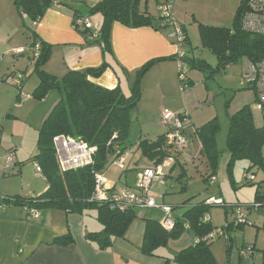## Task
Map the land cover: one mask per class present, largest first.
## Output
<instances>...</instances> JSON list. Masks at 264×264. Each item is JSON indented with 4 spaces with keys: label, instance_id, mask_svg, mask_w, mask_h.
<instances>
[{
    "label": "crops",
    "instance_id": "obj_1",
    "mask_svg": "<svg viewBox=\"0 0 264 264\" xmlns=\"http://www.w3.org/2000/svg\"><path fill=\"white\" fill-rule=\"evenodd\" d=\"M59 1L61 4H55L46 10L40 20L29 21L14 1L0 0V80L14 71L27 76L22 83L26 99L21 102L14 100L7 91L0 92V97L5 94L10 98V104L5 112L7 114L0 120V151L4 152L0 156L2 168L0 173L2 175V170L6 166L8 152L13 151L14 163L10 176H15L14 183H20L19 189L6 192L10 193L8 195L1 193L0 195L35 199L48 189L44 176L35 172L32 163H26L36 153L38 132L60 98L57 91H50L41 100L34 98L38 78L32 74L34 60L31 45L38 40L51 49L50 59L42 68L45 73L61 78L68 71L96 69L105 61L115 68V72L108 68L101 77L90 79L91 82L107 90L119 87L125 96L129 94L135 79L130 77L133 79L129 82L128 74L133 75L145 64L161 59L153 63L140 80V97L131 113L132 122L127 140L132 136L134 138L120 155L123 159V168L119 169L110 162L101 173L108 194L134 189L138 173L157 166L149 161L142 163L145 162V158L141 155L139 157L138 142L152 141L168 132V128L161 121L163 111L185 114L187 118L184 136L189 132V136L198 141V145H195V155L187 154L188 145L187 149L180 153L171 152L172 166L164 169L166 178L153 188V197L157 204L172 208L174 219L182 216L187 209L201 202L205 203L208 198L206 191L203 200L197 201V195L193 191L195 189L192 190L190 186L198 182L191 181L194 177L199 178L204 190L206 186L211 185L210 182H203V176L208 170L204 165L205 161L198 156L201 145L196 129L213 118L220 122L221 103L219 107L217 95L208 87L206 81L209 77L208 71L201 70L197 65L198 61L204 63L207 61L202 58H189L184 48L188 44L191 31H197L199 34L200 26L217 29L218 24L215 23L222 16V12L230 7L236 13L241 0H175L171 17L181 26L186 37L185 46L183 45L186 80L183 83L178 80L175 61L177 49L174 41L169 38L172 29L158 18L157 8L163 0H139L140 10L148 12L154 18L151 26L128 28L114 23L110 31L111 52L105 55L90 39L91 32L99 33L103 18L100 14L88 13L89 8L102 0ZM14 12H17V15ZM78 17L88 19L92 29L87 31L83 27L74 28V19ZM19 49L24 52L15 54ZM251 106L252 104L249 106L250 109ZM16 122L23 127H20L21 129L15 127ZM128 148L136 150L135 154H131L132 150ZM185 158L191 159V162L187 159L190 162L187 163ZM31 165L36 179H33V176L28 178V175H31ZM188 166H191L193 171L188 173L186 171ZM176 168H180L182 173L174 180L172 174ZM23 184L25 190L21 187ZM255 194L254 202L264 205L262 200L264 197L258 201L255 200ZM192 198L194 200L190 201ZM257 212L260 213V209ZM38 213V218H32L28 210L20 206L0 208V264H164L166 260L167 264H180L172 260L173 256L192 247L196 241L190 232H184L178 239L168 241L165 248L157 250L155 257L143 255L140 249L144 241L146 220L155 221L161 227L164 214L156 209L135 208L137 218L130 224L124 238L115 239L110 248L102 251L85 238L87 234L102 229L95 210L89 211V218H86L84 211L71 214L56 209H41ZM225 230L228 239L227 243H224L226 240L223 239L222 246L225 248L227 258L220 259L218 252L216 253L213 248L219 240L210 246L216 264H264V257L255 260L253 254L249 260L241 258L240 251L245 246L251 245L255 249V244L249 242L237 249L238 256L235 261L232 257L229 259L228 254L233 246V238L229 234L232 231L231 225ZM66 237H70L71 242L61 243L60 240L65 242L63 239Z\"/></svg>",
    "mask_w": 264,
    "mask_h": 264
},
{
    "label": "trees",
    "instance_id": "obj_2",
    "mask_svg": "<svg viewBox=\"0 0 264 264\" xmlns=\"http://www.w3.org/2000/svg\"><path fill=\"white\" fill-rule=\"evenodd\" d=\"M15 3L29 21L40 20L46 10L55 4H61L59 0H15ZM138 3L139 0H102L88 9L89 15L100 14L103 18L101 29L92 42L100 48L103 55L111 52L110 31L114 23L128 28L152 25L154 18L148 12L140 10ZM242 4L243 0L236 11L233 32L229 31L226 34L227 31L223 29L218 32L214 28L199 27L201 41L214 52L218 68L216 71L234 62L241 54L247 56L250 64L258 63L264 57V37L249 34L240 28ZM35 43L39 45V55L33 59L32 74L38 78L34 98L41 100L50 91H57L60 95L59 101L38 132L36 153L30 159L34 166L40 167L48 189L35 199L0 195V208L20 206L37 212L41 209H56L71 214L95 210L102 229L87 234L85 238L98 250H106L111 247L115 239L124 238L130 224L137 216L134 207L119 211L111 205L110 196L99 203L91 202L94 174L101 173L108 163L120 156L127 148L125 142L132 122L131 113L140 97V80L146 70L161 59L145 64L135 73L130 92L125 96L119 87L107 90L91 82L90 79L101 77L108 68L115 72V68L105 61L96 69L68 71L61 78L45 73L42 68L50 59L51 49L38 40H35L31 47ZM197 65L201 70L208 69V65L203 61H198ZM220 131L221 126L216 118L196 129L201 145L198 156L205 161L204 165L208 170L203 176L205 183H211L212 179L215 181L220 156L216 140ZM57 136L80 140L96 148L92 163L83 168L62 170L53 146V139ZM113 136L115 139L111 140ZM165 139L166 134L152 141L141 140L137 144V149L143 158L154 165H159L171 155V152L175 153ZM224 150L229 156L226 166L229 179L232 165L236 161H246L249 164L246 172L253 167L264 171V124L261 127L255 126L249 106H244L235 114L228 115ZM11 172L12 167L6 174L2 173V176H9ZM245 184L249 185L248 181ZM258 187L256 186V200L261 199ZM208 208L209 205L201 202L187 209L182 216L173 218L174 228L171 232L164 231L155 221L146 220L141 253L155 257V252L165 248L168 241L178 239L184 232H190L196 238L195 244L175 254L172 260L180 264H216L210 250L216 239L207 238L215 230L207 215ZM206 216L208 219L205 220ZM61 240V243L71 242L70 237L63 239L65 242ZM167 263L168 260L164 262Z\"/></svg>",
    "mask_w": 264,
    "mask_h": 264
},
{
    "label": "rangeland",
    "instance_id": "obj_3",
    "mask_svg": "<svg viewBox=\"0 0 264 264\" xmlns=\"http://www.w3.org/2000/svg\"><path fill=\"white\" fill-rule=\"evenodd\" d=\"M14 1L15 0H10ZM9 2V1H8ZM15 15H17V12H14ZM236 13H234L230 7L226 11L222 12V16L219 18V20L216 21L215 24L217 26L218 32H220V29H223L226 34L230 31L233 32L235 29L234 23H235ZM216 29V28H214ZM227 37V36H226ZM225 37V38H226ZM175 43V42H174ZM186 43V41H185ZM185 46V44H184ZM210 48L206 43H203L201 41L200 36L197 31H191L189 41L187 46L184 48V50L187 53V56L189 58H196V59H204L205 62L208 64L207 71L208 73V79L207 84L209 89H213L215 92V95L217 99H219V107L221 103V112L219 116V123L221 126L220 134L217 137V148L218 151H220V156L218 160V167L216 171V177L213 185L206 186V189L204 190V186L201 182H199L198 177H194L193 181H198L195 183H192L190 186L197 195L196 198L198 200H203L204 192L206 191V196L208 198H211L213 196L214 199L220 200L223 205L220 206H209L208 208V215L210 218V223L216 230L223 229L224 234L226 232L225 227L231 225V232L229 233L232 236V251L228 254L229 259L232 257L235 261V258L238 256L237 249L240 248L241 245L254 243L255 249H253V258L259 259L264 257V205L262 203L254 202V194L256 186L258 187V194L260 197H264V171L262 169H258L257 167H253L246 172L248 169V164L246 161H236L233 163L231 168V178L229 179L226 166L229 160L228 153L224 150V139L227 133V123H228V115H233L239 110H241L244 106L248 105L250 106L252 104V108L250 109L255 126L261 127L264 124V112L261 113L257 109H255V99L256 95L253 89L246 87L244 84V77L249 72V59L246 55L241 54L237 56L236 60L234 62L229 63L225 68H221L218 71H216L217 68V61L214 55V52H212ZM205 63V64H206ZM21 73L19 71H14L12 73ZM11 74V73H9ZM7 74V75H9ZM25 77L26 74L24 75ZM30 76V75H29ZM28 76V79H29ZM135 78V73L133 75L128 74L127 79L130 82L131 78ZM2 78L0 80V92H9L13 97L14 100H18L21 102L23 99H26V97H20L17 96V89H13L9 87L5 82H3ZM130 79V80H129ZM121 90V89H120ZM22 94H25L22 91ZM16 96V98H15ZM254 98V100H252ZM1 105H0V120H3L6 116V108L10 104V98L9 96L2 94L1 97ZM29 99V98H28ZM246 104V105H245ZM227 115H226V114ZM227 117V118H226ZM1 125V124H0ZM15 127L20 128L23 127L22 124L19 122H16ZM21 129V128H20ZM134 137L129 138V140H126L125 145H129V142L132 141ZM186 139V145H188L189 153L190 155H195V150L198 145V141L194 137L189 136V132L185 134ZM187 146H185V149ZM28 149V148H27ZM132 152L131 154H135L134 152L136 150H133L132 148H128V150ZM4 152L1 153L0 156ZM30 154V152L28 153ZM35 154V153H34ZM197 154V153H196ZM140 157V154H139ZM142 157V156H141ZM188 158H185L187 163L191 162V159L187 161ZM142 161V160H141ZM148 160L145 159V162L142 161V163H146ZM26 163H32L31 161H27ZM33 165H31L30 171L31 175H28V178L30 176H33V179H36L34 176V170L32 169ZM0 167V172H1ZM186 171L189 173L190 171H193L191 166H188L186 168ZM182 170L180 168H176L173 171V178L177 179L178 175H181ZM247 174V175H246ZM11 175V173H10ZM6 176L3 177L0 173V193L8 195L10 193L6 192H13V190H17L20 187V183H14L16 182L15 176ZM253 176V181H248L249 185H246L248 176ZM41 181V180H40ZM42 183V182H40ZM174 184L176 182H173ZM43 184V183H42ZM22 189L25 190L24 184L21 185ZM202 190H200V188ZM195 198V199H196ZM207 198V199H208ZM206 199V200H207ZM194 200L193 198L190 199ZM256 200V199H255ZM264 202V198L262 199ZM262 202V201H261ZM159 203V202H158ZM249 207V211L247 214L248 223L247 224H239L237 225L236 222L233 220V210H236L237 208H243V207ZM254 207H257V209H260V213L257 212V209H254ZM91 210H85L86 218L88 217V213ZM225 240L224 237H219L215 241H218L214 245V250L217 253L220 259H226V252L225 248L222 246L223 241ZM224 243H227L224 241ZM246 248H253L251 245L245 246L242 250H245ZM255 250V251H254ZM252 258V259H253Z\"/></svg>",
    "mask_w": 264,
    "mask_h": 264
},
{
    "label": "built area",
    "instance_id": "obj_4",
    "mask_svg": "<svg viewBox=\"0 0 264 264\" xmlns=\"http://www.w3.org/2000/svg\"><path fill=\"white\" fill-rule=\"evenodd\" d=\"M175 0H163L157 8L158 18L164 23L171 27V33L169 38L175 42L177 49L175 61L178 68V80L183 83L186 80V69L183 65L184 52L183 45L186 40L185 34L181 26L176 23V21L171 17V12ZM73 27H83L87 31L92 29V25L88 19H83L78 17L74 19ZM240 28L242 31L249 34L258 35L264 37V0H243L242 13L240 16ZM97 34L91 32L90 39H96ZM33 59H36L39 55V45L35 43L31 47ZM24 51L19 49L15 51V54H21ZM24 81V75L21 73H11L4 77L3 82H5L9 87L17 89V93L20 97H26L22 94V82ZM244 84L254 90L255 99V109L259 112H264V57L258 63L249 65V72L244 77ZM187 115L185 114H175L169 111H163L161 114V121L168 128L166 133V142L173 147L174 152H181L185 149L186 139L184 136V128ZM115 139V136L111 140ZM53 146L57 155V160L59 166L62 170H70L76 168H83L92 163V157L96 152V148L88 146L86 143L76 140L70 137L57 136L53 139ZM264 160V156H263ZM14 163V152L9 151L7 154V163L3 168L2 173L6 174ZM173 157H167L159 165L151 168H146L138 173L136 184L132 190H122L111 195L108 194V189L106 187L105 179L102 173L94 174V189L93 194L90 198L91 202L99 203L110 199L111 205L116 207L119 211L129 208H146V209H156L164 214V220L160 223L161 227L167 231L171 232L174 228V221L172 216V208L167 205L157 204L153 197V188L161 184L165 178L164 169H168L172 166ZM112 165L123 168V159L118 156L111 162ZM35 172L41 174V169L39 166L35 165ZM247 175V174H246ZM253 176L249 175L246 179L247 181H253ZM214 183L212 179L211 184ZM206 205H223L220 200L209 198L205 201ZM257 209V207H254ZM259 209V208H258ZM257 209V211H258ZM249 207L237 208L234 210V222L237 225L247 224V214ZM28 214L32 218H38L39 213L35 210H28ZM208 217H205V220ZM227 227V226H226ZM225 227V228H226ZM216 237H224L226 242L228 237L224 234L223 229L214 230L212 235L207 238L214 240ZM253 254L252 248H246L240 251L241 258H246L249 260Z\"/></svg>",
    "mask_w": 264,
    "mask_h": 264
}]
</instances>
